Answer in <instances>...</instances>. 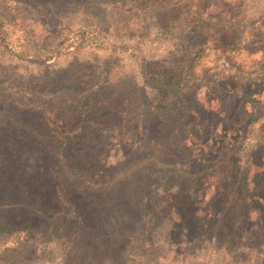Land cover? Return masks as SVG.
<instances>
[{"label": "rangeland", "instance_id": "1", "mask_svg": "<svg viewBox=\"0 0 264 264\" xmlns=\"http://www.w3.org/2000/svg\"><path fill=\"white\" fill-rule=\"evenodd\" d=\"M138 1L0 0V264H64L72 218L115 264H264V0L192 33ZM172 207L226 226L164 239Z\"/></svg>", "mask_w": 264, "mask_h": 264}, {"label": "trees", "instance_id": "2", "mask_svg": "<svg viewBox=\"0 0 264 264\" xmlns=\"http://www.w3.org/2000/svg\"><path fill=\"white\" fill-rule=\"evenodd\" d=\"M139 5L144 6L145 10H150L151 14L150 16L157 20L158 16H156L159 10L165 9L164 12V18L162 16L159 17V20H166V22H175L178 18V16L183 15L184 12L186 17L191 15V20L194 21L195 25L191 27L190 33L194 32L195 28L202 26L203 30L205 32H215V29L213 27V24H211L209 21L216 20L220 18L221 16H224L226 20H234L235 14L230 10V8H226L223 5L218 6V3H216L213 0H194V5L191 6L189 4L190 1L187 0H139ZM193 8L195 10L194 12H189L190 9ZM212 8H216L213 10ZM224 9L223 11H219V9ZM207 13L208 16L205 18L201 17L203 13ZM223 14V15H222ZM156 16V17H155ZM158 22V21H157ZM168 24V23H167ZM166 28V27H165ZM7 34V23L6 19L0 14V39H5V36ZM178 46L182 42H176ZM213 45L215 48L217 47L221 52H229L233 51L234 47H232L230 44H224L219 39H214ZM209 48L206 47V45H203L201 49L199 50V53L196 58H200L201 55L204 53V51ZM157 62H148L147 64H143V68L146 69L151 75H153L155 72H157ZM194 63L189 68V72L193 71ZM172 71H166V73H162L161 75H168L172 74ZM156 77H151L150 83L154 84V82H157L158 85H165L167 87H173L177 84H180V80L177 81L179 83L172 82V78H167L162 81H158L159 79H155ZM182 80V79H181ZM13 153V152H12ZM117 206L121 205V202L116 203ZM173 208V207H172ZM174 211V217L173 221L171 222L170 229L172 232H167L164 235V239L170 238L172 233L182 231V233L190 232L192 229H202L205 227H210L212 229L215 228L221 235V229L222 227L225 228V223L220 221L219 219H214L212 215L206 214L203 217L193 221L191 215L185 214L186 210L185 207H182L181 210L183 213L181 214L177 207L173 208ZM71 218V217H70ZM218 222V224H216ZM77 225V226H76ZM65 226L70 229V232L67 236H64L62 234L59 235V237L55 234L53 237L55 239L54 243L61 242V240L64 241L63 247L64 252L62 253V261L64 264H94L97 261L104 260L108 257V264H115L116 261L120 260L124 253H122L123 248H127L128 244L126 246H123V240H120L119 237L117 239H114L112 237L110 240L111 242H107L108 238H103L102 235H98L97 233H90L88 234L84 233V230L80 231L81 228H87V225L82 223V221L78 220L77 218H72V220L66 221ZM74 228V229H73ZM89 228V227H88ZM87 228V229H88ZM72 230V231H71ZM91 231V229H88ZM178 230V231H177ZM81 233H80V232ZM21 232V231H19ZM111 235V234H110ZM227 236L233 235V237L243 238V235H237V233L232 234V232H227ZM48 238V237H47ZM4 244V242H3ZM2 245V244H1ZM92 249L94 251H92ZM126 250V249H125ZM124 250V251H125ZM109 251L113 257L109 254ZM111 258V259H110ZM118 264H122L118 263Z\"/></svg>", "mask_w": 264, "mask_h": 264}]
</instances>
